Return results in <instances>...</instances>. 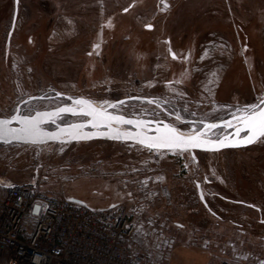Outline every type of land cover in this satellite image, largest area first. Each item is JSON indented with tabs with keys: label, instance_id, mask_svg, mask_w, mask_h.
<instances>
[{
	"label": "rangeland",
	"instance_id": "1",
	"mask_svg": "<svg viewBox=\"0 0 264 264\" xmlns=\"http://www.w3.org/2000/svg\"><path fill=\"white\" fill-rule=\"evenodd\" d=\"M157 2L18 0L7 48L14 0H0V116L30 95L57 91L101 107L116 101L118 112L192 132L264 97V0H165L162 9ZM58 102L28 101L23 114ZM247 152L0 144V186L125 206L136 223L131 244L149 264H244L225 260L230 241L252 253L249 264L264 254V224L243 202L264 205V153Z\"/></svg>",
	"mask_w": 264,
	"mask_h": 264
},
{
	"label": "built area",
	"instance_id": "2",
	"mask_svg": "<svg viewBox=\"0 0 264 264\" xmlns=\"http://www.w3.org/2000/svg\"><path fill=\"white\" fill-rule=\"evenodd\" d=\"M135 230L123 205L93 208L33 186L0 188V264H149L132 247ZM250 264H264V254Z\"/></svg>",
	"mask_w": 264,
	"mask_h": 264
},
{
	"label": "water",
	"instance_id": "3",
	"mask_svg": "<svg viewBox=\"0 0 264 264\" xmlns=\"http://www.w3.org/2000/svg\"><path fill=\"white\" fill-rule=\"evenodd\" d=\"M17 1L14 0L11 26L6 38L7 48L17 15ZM150 27V25H147V28ZM56 95L69 98L72 102L80 105V107H74L70 104L59 108L35 110L31 114H21L19 111L21 104L42 98V95H30L17 104L13 114L0 116V121H3L4 124V136L3 140H0V144L67 143L72 141L105 139L137 143L152 150L188 151L193 156L196 151L215 152L228 148L245 147L254 143L257 139L247 144L243 143V141L250 137H255L260 133H264V104L261 103L264 98L256 104L259 106L258 109L250 108L245 112L221 120L204 121L201 123L202 127L200 129L193 131L190 135H185L181 130L173 127L164 120L116 114L108 111L107 108H100L92 101L84 98L73 99L69 95L57 92ZM60 114L84 115L89 120L82 123L57 125L54 129L43 127L44 123L50 122L55 124L52 118ZM231 123L233 125H227ZM87 126L89 129H85ZM123 126L126 128L121 129ZM221 127H231L232 129L217 138L204 135V133L207 134L212 129ZM208 129L209 131H207ZM221 142H226L224 147L219 149L211 148ZM201 148H208V150H202ZM196 186L198 197L205 204L199 183ZM72 200L82 203L78 199L72 198Z\"/></svg>",
	"mask_w": 264,
	"mask_h": 264
},
{
	"label": "flooded vegetation",
	"instance_id": "4",
	"mask_svg": "<svg viewBox=\"0 0 264 264\" xmlns=\"http://www.w3.org/2000/svg\"><path fill=\"white\" fill-rule=\"evenodd\" d=\"M174 58H176V57H174ZM56 92L57 91H50V92H44V93L39 94V95H42L41 100H52V99H59L60 100V102L55 103L54 105L48 106L46 108H43L44 110H46V109H53V108H59L61 106L70 105V104H72L74 107H80V105H78L75 102H72L69 98H65L64 96H57L56 95ZM57 93H61V92H57ZM62 94L69 95L73 99L74 98H84V97H81V96L67 94V93H62ZM84 99H86V98H84ZM26 103L27 102L21 104L20 107H19V111H20L21 114H23L24 111H25L24 108H23V105L26 104ZM116 105H117V102L115 101L109 107H101L99 105H97V106L100 107V108H107L108 111L113 112V113H116V114H121V115H125V116H133V117H143V116L133 115L131 113L125 114V113H122V112H118V111L114 110V108H115ZM251 106H253V105H251ZM251 106L246 107L242 112L247 111L249 108H251ZM34 111L35 110H31L30 112L32 113ZM242 112H239V113H242ZM31 113H29V114H31ZM236 114H238V113H235L233 115H236ZM233 115H230V116H233ZM230 116H226V117H223L221 119H225V118H228ZM144 118L154 119V118H151V117H144ZM221 119H218V120H221ZM52 120L55 122V124L48 122V123H44L43 124V127L47 128V129H54V128L57 127V125H66V124L87 122L89 120V118L86 117V116H84V115L60 114V115H57L54 118H52ZM154 120H163V119H154ZM209 121H214V120H209ZM166 122H168V121H166ZM169 124H171V123H169ZM123 127L126 128L125 126H123ZM201 127H202V124L199 123L198 126L194 129V131L200 129ZM85 129H89V127L87 126V127H85ZM217 129L219 130V133L220 134L219 133L218 134H215L214 131H216V129H213V130H211L209 132L208 135L210 137H212V138H217V137H219L221 135H224V134L228 133L229 131H231L232 128L231 127L230 128H222L221 127V128H217ZM88 141L115 142V141H109V140H104V139H91V140H88ZM78 142H84V141H72V142H68V143H78ZM260 144H261V146H260ZM254 147H256V149H258L259 147H262V151L264 153V135H262L257 141H255L254 143H252V144H250L248 146L240 147V148H231V149L232 150H243L244 149V150L248 151L247 152V154H248L247 156L250 157V154L251 155L253 154V148ZM263 174H264V165H263ZM206 182H208V181H206ZM200 187H201V185H200ZM235 202H238V201H235ZM243 203L245 205H247L248 207H250L252 210H254L257 213L256 214V217H255V220L258 221V223H260V224L261 223L264 224V205L263 206H260V205H257L255 203H253V202H243Z\"/></svg>",
	"mask_w": 264,
	"mask_h": 264
},
{
	"label": "snow or ice",
	"instance_id": "5",
	"mask_svg": "<svg viewBox=\"0 0 264 264\" xmlns=\"http://www.w3.org/2000/svg\"><path fill=\"white\" fill-rule=\"evenodd\" d=\"M262 104H264V100L261 101ZM258 105H254L252 106L253 109H258ZM29 131H31V129H29ZM260 135H264V133H260L259 135H256L255 137H250L247 140L243 141V143L247 144V143H252L254 140L258 139L260 137ZM3 136H4V124L3 121H0V140H3ZM226 142H221L218 145H214L211 148L212 149H219L225 146ZM202 150H208V148H201ZM159 179H163L162 177H160Z\"/></svg>",
	"mask_w": 264,
	"mask_h": 264
},
{
	"label": "crops",
	"instance_id": "6",
	"mask_svg": "<svg viewBox=\"0 0 264 264\" xmlns=\"http://www.w3.org/2000/svg\"><path fill=\"white\" fill-rule=\"evenodd\" d=\"M258 225V224H257ZM229 246H231L230 247V249L232 250L231 252H232V254H230V256H227L226 258L227 259H225V260H229L230 258H234L235 260H241L240 262H247L248 260H250L251 258H250V256L252 255V253L250 252V253H243V254H241V253H238L237 251H236V249L234 248V246H236V243H234L233 241H230L229 242ZM248 251V250H247ZM247 251H245V252H247ZM252 251V250H251ZM250 255V256H249ZM238 258H240V259H238Z\"/></svg>",
	"mask_w": 264,
	"mask_h": 264
},
{
	"label": "trees",
	"instance_id": "7",
	"mask_svg": "<svg viewBox=\"0 0 264 264\" xmlns=\"http://www.w3.org/2000/svg\"><path fill=\"white\" fill-rule=\"evenodd\" d=\"M207 202H208V201H207ZM207 206H208V207H207L208 209L203 205V208H204L206 214L209 213V209L212 210L208 204H207ZM212 215H214V213H213ZM215 217H217V216H215ZM218 218H219V217H217V219H218Z\"/></svg>",
	"mask_w": 264,
	"mask_h": 264
},
{
	"label": "bare ground",
	"instance_id": "8",
	"mask_svg": "<svg viewBox=\"0 0 264 264\" xmlns=\"http://www.w3.org/2000/svg\"><path fill=\"white\" fill-rule=\"evenodd\" d=\"M234 123V122H233ZM233 123H231V124H227L228 126H231V125H233ZM121 129H123V127H121ZM207 131H209V129L207 130ZM183 134H185V135H190V134H192V132H183ZM206 133H204V135H205Z\"/></svg>",
	"mask_w": 264,
	"mask_h": 264
}]
</instances>
